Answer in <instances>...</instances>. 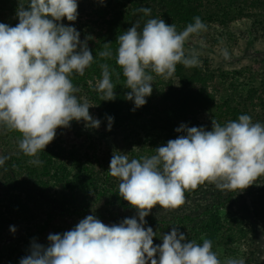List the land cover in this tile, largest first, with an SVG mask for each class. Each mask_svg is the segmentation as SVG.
I'll use <instances>...</instances> for the list:
<instances>
[{
  "label": "clouds",
  "instance_id": "9594fccd",
  "mask_svg": "<svg viewBox=\"0 0 264 264\" xmlns=\"http://www.w3.org/2000/svg\"><path fill=\"white\" fill-rule=\"evenodd\" d=\"M137 12L149 17L152 10L141 7ZM16 17L15 26L0 23V129L19 133V150L31 158L29 164L40 166L39 153L55 139L57 129L70 127L72 121L100 126L89 112L93 106L78 98L80 89L72 80L94 62L88 47L92 37L82 41L75 27L62 23L77 20L78 0H20ZM206 31L199 16L179 31L173 23L149 18L142 26L135 21L117 36L115 63L125 78L124 87L130 89L124 98L134 103L133 111L147 103L155 76L169 79L177 65L201 66L199 51L186 49V44ZM111 44H103L100 58H113ZM221 55L225 61L231 59L226 48ZM100 68L97 90L102 100L113 101L115 70L107 63ZM116 75L119 79L120 73ZM107 119L111 130L114 118ZM211 125L207 130L181 124L175 131L182 134L154 148L150 156L130 160L114 152L108 174L119 180V196L137 215L112 225L87 215L71 230L49 234L47 245L33 239L19 264H245L238 258L222 262L210 239L189 240L177 226L162 234V244L156 245V232L145 227V217L154 207H180L187 190L208 183L221 191H241L264 176V123L241 114L223 125L212 119ZM8 159L0 156V167Z\"/></svg>",
  "mask_w": 264,
  "mask_h": 264
},
{
  "label": "trees",
  "instance_id": "16d2710c",
  "mask_svg": "<svg viewBox=\"0 0 264 264\" xmlns=\"http://www.w3.org/2000/svg\"><path fill=\"white\" fill-rule=\"evenodd\" d=\"M85 1L78 0V20L69 22L64 19L62 23L65 24V21H67V25L75 27L80 32L82 41L87 36L94 33L96 35L95 39L88 40V47L94 55L93 64L85 70L83 76L75 75L72 77L74 85L80 89L76 95L81 101H86L93 106L89 109L90 114L101 121L99 128L86 127L83 121L71 122V128L84 132L87 145H93L91 143L93 138L107 144L109 147L117 145L118 151L128 155L131 160L150 156L153 154L154 148L165 145L170 139L177 138L182 133H177L175 129L181 124H186L188 127L203 126L207 130H211L212 119L223 125L229 120L238 119L241 114L250 115L254 122L264 123V86L249 88L243 92L241 86L244 84L235 81L234 77L235 75L242 76L238 73L241 71H236L232 75L219 70L215 72L210 68L208 60H201V66L194 68L177 65L176 72L171 78L164 79L155 76L152 94L146 98L147 103L133 111L134 103L124 98L130 89L124 87L125 78L115 63L117 36L130 28L132 23L137 20L141 21L142 26L144 21L149 18H161L168 24H175L178 31L183 30L188 23L193 22L195 16H199L205 22L218 21L221 25H226L227 22H232L234 18L248 13L252 16L255 11H259L263 15L264 0H229L230 7L224 5L220 0H123V4L121 3L119 9L113 7L112 12L109 11L111 12L109 16H107L108 10H110V7L112 8V4H108L109 7H107L105 2L101 3L100 0H94L92 5L96 16V29L82 22L84 16L88 14V9L91 8H89V5H85ZM19 2L20 0H0V23L15 26L19 22L16 17ZM21 2L27 3V0H21ZM122 6L125 9H120ZM233 6L236 7V10L232 8ZM141 7L151 8V15L143 17L142 13L137 12V9ZM263 22L264 19L261 23ZM105 42H112L113 58L111 59H103L98 56V52L103 50ZM102 63H107L110 71L115 70L112 73V82L115 85L116 99L113 101L102 100L103 94L97 90L98 83L102 78L100 68ZM116 73H120L119 79H117ZM217 77L223 82L232 79L227 81L231 95L227 96L225 100L217 99ZM234 93L238 96H234ZM109 116L114 118L111 130H108L107 117ZM126 131L128 132L127 138L126 135L122 138ZM0 132L4 137H12L18 146L19 133L6 132L2 129H0ZM74 153V151L70 152V156L74 161L73 176L70 180L65 181L63 180L66 178L65 175L61 179L63 181H56L61 183L59 185L60 190L64 191L66 188L69 190L67 201L70 208H79L81 205H85V201L81 200L82 194L93 189L92 192L95 193L98 199L103 198L108 193L114 198L118 207L133 209L119 196L118 189L110 184L108 173L101 175L97 173V175L94 172L95 167L92 166L97 161H101L97 160L95 154L88 155L82 161H79L77 154ZM41 155L43 156L42 160L51 162V159H49L51 155L46 156L43 152ZM24 156L15 158V161L11 160L13 165L17 166L16 168L20 167L21 163L23 166L26 165L27 159ZM54 156L59 155L55 154ZM54 158L56 157L52 159ZM60 158L67 160L69 157L65 154ZM99 166L102 167V165ZM17 170L20 169H16V172ZM104 170L107 171L105 166H103L102 171ZM69 174H67L68 177ZM63 184H66V186ZM75 188H80L83 193L80 194L76 191L80 195L74 197L73 190ZM197 191L198 188L187 190L185 199L194 195ZM198 195H201V193ZM201 196H203V193ZM64 198L62 196V199ZM250 200L251 211L264 226V186L256 188ZM220 207L212 204L208 211L199 216L192 214L196 212V209L191 207L188 214L183 213L179 217L174 216L167 222L153 221L151 214H149L152 225L154 227L157 225L156 228L152 227L156 229L154 232L157 235L154 237V244H162L160 237L164 233H169L173 226H177L179 231L185 233L189 240H196L198 243H202L200 236H206L207 239L211 240V238L214 239L216 234L220 233L224 245H232V243L246 245L245 264H257V257L255 256V250L257 251V249L251 248L249 243H244L249 234V229L246 230V225H242L243 223L240 221L235 223H240L237 227L234 225V228L229 229L231 234L227 235L229 226L225 228V222L219 214ZM76 208L74 212H78ZM62 212L70 213L68 209H62ZM28 216H30L29 213L25 218L28 219ZM48 216H51L50 220L55 217L52 213ZM27 245L28 243L25 244L24 251L15 257L11 264H19L20 258L28 254Z\"/></svg>",
  "mask_w": 264,
  "mask_h": 264
},
{
  "label": "rangeland",
  "instance_id": "374dc122",
  "mask_svg": "<svg viewBox=\"0 0 264 264\" xmlns=\"http://www.w3.org/2000/svg\"><path fill=\"white\" fill-rule=\"evenodd\" d=\"M220 1L228 7L231 6L229 0ZM110 3L112 8L110 7V10H108L107 16L110 15L113 7L119 9L121 3L123 4V0L122 2L121 0H105L107 7ZM92 4H94V0L85 1V5H89V8H91L88 9V14L85 12L87 15L84 16L82 22L87 26L91 25L94 29L97 24ZM232 8L236 10L235 6ZM120 9L125 8L122 6ZM263 17L264 14L255 11L252 16L248 13L234 18L232 22H227L226 25H221L218 21H203L207 25V31L200 33L199 36L192 37L186 44V49L196 48L200 53V60H208L210 68L215 72L219 70L232 75L236 71H241L238 73L242 76L235 75L234 77L235 81L244 84L241 86L243 92L253 87L260 88L264 86V22L261 23ZM65 24L67 25L68 22L65 21ZM91 36L92 39H95L96 35L94 33ZM223 48H226L230 54L231 59L229 61H225L221 55V49ZM228 80L223 82L217 77V99L225 100L227 96L231 95ZM234 96L237 97L238 94L234 93ZM125 135L127 138V131L124 132L122 138ZM91 143L93 145H87L85 134L81 130L71 127L59 128L55 139L44 151L39 153V159L43 162L40 166L29 164L28 160L31 158L24 156L27 159L26 165L23 166L21 163L20 167L16 168L17 166L13 165L12 161H15V158H21L20 156L24 154L19 150L12 137H4L0 132V156L9 157L4 166L0 167V264H11L15 257L24 251L26 243H28V249L30 248L33 239L38 243L47 245L49 234H62L71 230L87 215H95L108 225L118 224L125 218L137 215L134 208L123 209L118 207L114 198L108 193L103 198L98 199L95 193L92 192L93 189L83 193L80 188H75L73 190L74 197L83 193L81 200L85 201V205H81L79 208H70L68 205L69 190L67 188L64 191L60 190L59 185L61 183L56 181L70 180L73 176L74 161L70 156V152L74 151L79 161H82L88 155L95 154L97 160L101 161H97L92 167H95L94 172L96 174L100 173V175L108 173L106 170L102 171L103 166L108 170L113 153L119 152L116 148L117 145L109 147L95 138L92 139ZM42 152L46 156L51 155L49 157L51 162L42 160L43 154L40 156ZM53 153L59 156H54ZM65 154L69 157L67 160L60 158ZM53 157L56 158L52 159ZM99 165H102V167ZM16 169L20 170L16 172ZM67 174L70 176L68 177ZM65 175L66 178L63 179ZM109 182L118 189L119 180L117 178L109 175ZM63 185L66 186V184ZM263 186L264 176L259 177L253 185L241 191H221L215 185L205 183L198 186L196 195H191L190 200H188L190 197H187L180 207L163 209L156 206L150 214L153 221L167 222L174 216L179 217L183 213L188 214L191 207L196 209V212L192 214L199 216L208 211L212 204L221 206L219 210L220 217L225 222V228L229 226L226 234H231L229 229L234 228V225L237 227L240 223H235L241 221L242 225H246V230L249 229V234L244 243H249L251 248L257 249V251L255 250L257 264H264V226L250 208V197L254 190ZM199 193L201 195L203 193V196L198 195ZM62 196L65 198L62 199ZM124 202L129 205L127 201L124 200ZM75 208L78 212H74ZM62 209H68L70 213H64ZM27 213L30 214L28 219L25 218ZM50 213L55 216L54 219L50 220L51 216H48ZM145 219L147 221L146 228L149 226L154 227L149 216ZM12 226L16 228L15 233L10 231ZM153 230L156 231V229ZM205 238L208 237L200 236L202 242ZM211 241L213 251L216 252L222 262L227 258H238L245 261L246 245H237V243L236 245L234 243L224 245L220 233L216 234L214 239L211 238Z\"/></svg>",
  "mask_w": 264,
  "mask_h": 264
}]
</instances>
